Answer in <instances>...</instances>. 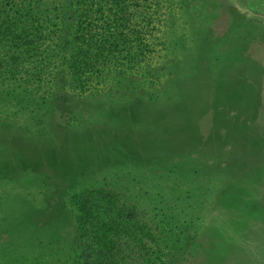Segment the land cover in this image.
Masks as SVG:
<instances>
[{"label":"rangeland","instance_id":"obj_1","mask_svg":"<svg viewBox=\"0 0 264 264\" xmlns=\"http://www.w3.org/2000/svg\"><path fill=\"white\" fill-rule=\"evenodd\" d=\"M132 5V29L141 40L132 43L131 56L119 52L121 66L105 69L100 92L88 90L82 114L62 123L49 117L41 127L14 118L7 136L13 144L17 137L27 143L21 155L28 165L18 178L0 176L2 259L7 264H21L22 256L33 257L27 264L70 261L72 199L84 189L107 188L139 210L149 235L141 237L143 245L162 264H264V153L244 144L243 164L224 153L220 178L210 189L213 175L197 185L192 178L197 168L181 165L176 157L159 170L133 164L150 159L152 142L169 147L191 133L189 126L178 133L177 115H165L160 106L197 92L195 80L217 79L221 69L229 72L249 60L262 77L257 76L262 110L254 129L264 139V0H133ZM239 75L256 83L250 75ZM227 86L222 110L231 125L242 111L238 87ZM207 88L210 83V93ZM217 91L212 100L206 94L209 104L220 98ZM8 113L6 118L15 116ZM211 122V112L198 121L203 136ZM14 152L6 151L9 157ZM238 168V185L230 188L223 176ZM46 201L50 209L61 210L60 217L39 230L24 207L44 208Z\"/></svg>","mask_w":264,"mask_h":264},{"label":"trees","instance_id":"obj_2","mask_svg":"<svg viewBox=\"0 0 264 264\" xmlns=\"http://www.w3.org/2000/svg\"><path fill=\"white\" fill-rule=\"evenodd\" d=\"M132 4L133 0H0V146L3 147H0V176L14 179L27 170L28 161L21 155L23 144L27 143L15 137L13 144L7 136L14 118L15 123H18L17 117H23L33 127H41L49 117L55 116L62 123L78 112L82 114L88 90L100 92L97 84L106 68L111 71L119 65V52L127 56L134 53L132 43L140 42L141 36L138 30L132 29L136 18ZM48 43L54 48L46 52ZM43 55L45 58L41 59ZM250 63V60L241 63L229 72L221 69L219 75H223H217L214 80L197 79L194 87L197 92H187L182 100L160 106L165 115H177L178 133L186 126L191 127V133L169 147H164L161 141L152 142L155 150L150 159L133 163L134 167L159 170L163 164L171 166L168 160L176 157L173 160L181 165L197 168L192 172L197 185L213 175L210 189L220 178L221 155L227 153L228 159L238 158L243 164L245 161L240 156L245 150L244 144L264 153V139L254 129L262 110L257 98L261 90L258 77H262L259 70L250 68ZM239 73L250 75L256 83H246ZM228 83L238 87L235 96L242 111L231 125L222 110ZM222 87L224 93L219 92ZM215 91L220 98L209 104L208 98L212 100ZM188 105L194 107L191 112ZM8 111L15 116L6 118L10 115ZM208 112L212 122L203 136L197 123ZM11 150L15 151V157L6 153ZM239 170L223 176L228 187L238 185ZM45 203L39 209L24 207L28 220L39 230L54 225L60 217L61 210H52ZM72 205L75 247L73 257L65 264H162L158 258V261L152 259L143 245L141 237L149 235L139 210L121 202L112 190L84 189L74 196ZM2 254L1 250L0 264H7ZM22 257H19L21 264L34 262L33 257Z\"/></svg>","mask_w":264,"mask_h":264}]
</instances>
